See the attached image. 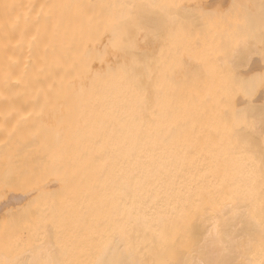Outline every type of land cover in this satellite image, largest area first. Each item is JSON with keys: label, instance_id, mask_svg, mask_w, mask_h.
Instances as JSON below:
<instances>
[{"label": "bare ground", "instance_id": "bare-ground-1", "mask_svg": "<svg viewBox=\"0 0 264 264\" xmlns=\"http://www.w3.org/2000/svg\"><path fill=\"white\" fill-rule=\"evenodd\" d=\"M134 3L0 0V261L35 248L28 259L94 264L121 238L130 259L191 264L240 194H259L230 133L236 110L259 115L264 73L211 38L170 61L166 36L114 32Z\"/></svg>", "mask_w": 264, "mask_h": 264}, {"label": "snow or ice", "instance_id": "snow-or-ice-1", "mask_svg": "<svg viewBox=\"0 0 264 264\" xmlns=\"http://www.w3.org/2000/svg\"><path fill=\"white\" fill-rule=\"evenodd\" d=\"M118 7L125 11L112 21L113 31L119 32L121 29L138 31L145 43L159 41L165 36L174 37L179 30L187 34L188 26L201 24L204 15L199 11L198 6L177 3H134ZM235 7L240 9L239 15L243 20L238 37L242 38L245 32L250 36L258 28L260 37L264 41V0H261L259 16L249 11L247 6L236 5ZM257 129L260 137L259 147L256 143ZM230 135L235 137V143L230 144L231 153L247 155L246 169L250 175L259 173L261 189L258 195L249 190L240 194L238 201L240 206L234 210L233 217L224 226L213 225L200 245V252L210 258L195 260L191 264H252L245 254L252 250L256 233L259 234L260 250L264 255V105H261L258 116L254 109L247 112L236 110ZM257 199L260 200L258 212L254 207ZM257 215H259L258 221L256 220ZM245 228L248 231L242 234L241 230ZM152 242L155 244V236ZM123 246L124 242L121 238H113L104 251V258L97 259L94 264H147L143 260L130 259L123 253ZM37 251L38 249L34 248L13 259L0 261V264H61L60 261L51 257L48 259L27 258ZM39 251L43 255V251ZM229 252L239 254L241 259L231 261L211 258L220 257ZM109 256L111 258H108ZM151 264H177V262L153 260ZM260 264H264V259L260 261Z\"/></svg>", "mask_w": 264, "mask_h": 264}, {"label": "rangeland", "instance_id": "rangeland-1", "mask_svg": "<svg viewBox=\"0 0 264 264\" xmlns=\"http://www.w3.org/2000/svg\"><path fill=\"white\" fill-rule=\"evenodd\" d=\"M140 3H177L198 6L203 15V22L198 25H189L187 34L180 33L179 30L175 36L184 35L181 42H175L173 38L166 36L164 41L165 52L169 53L168 60L173 59V55L183 52L190 53L191 47L199 45L211 38L217 43L221 55H225L226 60L235 63L251 62L254 65L240 67L242 71L248 68H254L258 72L264 73V41H262L259 29L257 28L250 36L245 32L241 37L240 26L243 20L239 15L240 9L236 5L248 7L254 15L259 16L261 11V0H139ZM216 39L217 42H216ZM250 45L252 49L242 48ZM230 66V67H229ZM217 66L218 69H233L235 67ZM240 66V65H239Z\"/></svg>", "mask_w": 264, "mask_h": 264}]
</instances>
